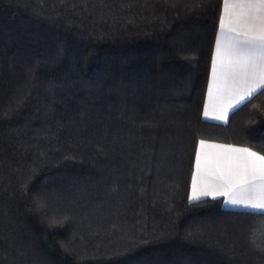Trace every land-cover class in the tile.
Wrapping results in <instances>:
<instances>
[{"label": "trees", "instance_id": "obj_1", "mask_svg": "<svg viewBox=\"0 0 264 264\" xmlns=\"http://www.w3.org/2000/svg\"><path fill=\"white\" fill-rule=\"evenodd\" d=\"M223 0H0V264H264V213L190 202L200 140L264 155V94L203 116Z\"/></svg>", "mask_w": 264, "mask_h": 264}, {"label": "crops", "instance_id": "obj_2", "mask_svg": "<svg viewBox=\"0 0 264 264\" xmlns=\"http://www.w3.org/2000/svg\"><path fill=\"white\" fill-rule=\"evenodd\" d=\"M225 4L226 0H223L222 15L225 16L224 20V38L222 42L221 49V63L218 67V77L213 80V61L216 58V44L217 40L220 37V24L219 30L216 36V43L213 50V57L211 62V72L210 80L207 87V96L205 101V107L203 110V116L206 120L210 122H217L221 124H226L230 119L232 113L237 110L241 105L246 103L248 100L243 103L238 104L235 108L230 109L228 112L227 120H218L215 119V116L220 114V109L223 107L222 98L226 101L229 98V92H231V98L235 99L238 96L246 91L248 87L251 86L253 81L245 77V69L243 67V60L239 54H234L231 50V44L234 38L240 36L244 38V34H259L264 32V8H248L246 4L238 3L228 10L227 15H225ZM221 22V20H220ZM245 80L243 84L238 82ZM235 82V83H234ZM205 111L208 112V116H205ZM201 141V140H200ZM207 144L211 145H223L231 146L233 148H248L245 146H237L234 144H226L219 141H210L203 139ZM250 149V148H248ZM251 150V149H250ZM253 152L262 155L256 150H251ZM200 155V169H197V154ZM239 154H230L227 153L226 147H214V148H201L200 142L196 150V157L194 162V170L192 178L195 177L197 183L198 191L208 192L209 195L202 196L200 200L206 198H221L223 201V207L228 210H239V211H252V212H263L264 210L256 209L253 207H246L244 205H237L231 203V200L236 198H245L251 197L254 195L253 192L249 191L248 193L240 192L239 190H231L227 186L223 185V181L220 179V176L223 174L227 176L229 171H238L235 162L230 164L227 160L228 156H235ZM192 186L193 179L190 187V196L192 195ZM227 192L225 195L224 193Z\"/></svg>", "mask_w": 264, "mask_h": 264}, {"label": "snow or ice", "instance_id": "obj_3", "mask_svg": "<svg viewBox=\"0 0 264 264\" xmlns=\"http://www.w3.org/2000/svg\"><path fill=\"white\" fill-rule=\"evenodd\" d=\"M242 3L246 4L248 8H264V0H226L225 15L228 10L234 5ZM224 20L225 16L222 15L220 22V37L216 44V58L213 61V80L218 77V67L221 63V49L224 38ZM233 40L231 44V50L234 54H239L243 60V67L245 69L244 75L249 78L253 83L246 91L238 96V98L232 99L231 92H229V98L224 101L222 98L223 107L220 109V114L215 116L218 120H227L228 112L230 109L235 108L238 104L248 100L251 101L257 94H264V32L259 34L252 33L244 34V38L240 36L230 38ZM245 80H241L238 83L243 84ZM235 83V82H234ZM205 116H208V112L205 111ZM200 147L225 148L227 153L239 154L235 156H228L227 160L230 164H236L238 171H229L227 176L221 175L220 179L223 181V185L227 186L231 190H239L243 193L253 192L251 197H245L240 199H232L231 203L237 205H244L246 207H253L256 209L264 210V155H259L256 152L251 151L248 148H233L231 146L223 145H211L205 141H200ZM200 155L197 154V169H200ZM225 195L227 192L224 193ZM209 195L208 192L198 191L195 177L193 178L192 195L190 196V202H196L201 199L202 196Z\"/></svg>", "mask_w": 264, "mask_h": 264}]
</instances>
